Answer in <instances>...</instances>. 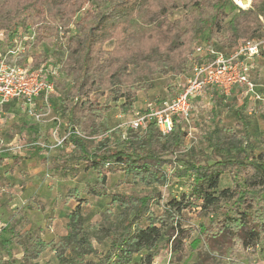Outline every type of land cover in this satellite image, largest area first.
Listing matches in <instances>:
<instances>
[{
    "label": "trees",
    "instance_id": "trees-1",
    "mask_svg": "<svg viewBox=\"0 0 264 264\" xmlns=\"http://www.w3.org/2000/svg\"><path fill=\"white\" fill-rule=\"evenodd\" d=\"M263 3L252 0L251 9ZM114 7L128 10L134 21L140 18L152 24L137 44H128L127 22L107 25L109 13L97 9L92 0H0V28L12 35L21 30L36 31L38 44L43 41L47 47L55 46L62 32L60 15L76 20L77 33L66 38V46L72 54H84L81 93L56 110L68 119V142L80 152L86 168L97 175L95 186L85 189L87 195L105 196L109 175L120 171L147 186L166 183L170 177L187 179L190 184V191L170 199L161 214L154 211L155 206H161L160 193L112 194L111 204L121 210V221L104 231L102 237L110 240V246L100 255L84 227L82 204L88 201L72 189L68 196L80 203L68 215L69 232L65 236L73 256L60 254L59 264H153L160 242L182 253L186 244L181 236L194 231L205 237L211 248L220 243H232L243 251L258 246L264 235V151L252 157L254 147L246 135L226 127L215 128L204 137L210 149L205 155L207 161L197 164L186 154L187 132L181 124L166 137L154 125L144 136L131 130L123 148H112L105 140L91 149L74 133L79 130L80 113L94 123L100 120L96 132L105 134L107 115L114 106L123 115L134 111L138 95L154 88V76L191 70L197 42H212L224 51L237 47L240 41L235 34L240 23L236 12L244 11L233 0H116L111 9ZM177 12H182L179 17H175ZM225 30L232 36L224 37ZM204 34L209 35L202 39ZM215 40L224 41L229 50L219 47ZM109 41L114 42L110 50L106 48ZM45 58L44 52L35 55L36 62ZM3 163L0 155V167ZM225 174L230 176L232 186L222 189ZM198 208L210 218L209 225L184 229V213ZM47 246L39 236L22 242V264H32ZM91 256L96 258L87 259Z\"/></svg>",
    "mask_w": 264,
    "mask_h": 264
},
{
    "label": "rangeland",
    "instance_id": "rangeland-1",
    "mask_svg": "<svg viewBox=\"0 0 264 264\" xmlns=\"http://www.w3.org/2000/svg\"><path fill=\"white\" fill-rule=\"evenodd\" d=\"M92 3L97 9L109 13L107 25L128 23L127 41L130 45L137 44L151 28L152 24L140 18L136 21L132 20L128 10L115 7L111 9L116 0H92ZM235 4L238 5L236 2ZM251 5L252 0L246 3L245 8L238 5L244 11L241 14L239 11L236 12L239 15L240 28L235 38L240 42L264 38V3L257 9H251ZM47 9L49 13L52 12L50 4ZM181 13L177 12L175 17H179ZM75 23L76 20L71 21L69 17L60 15L59 25L62 27V34L55 39V46L47 47L42 41L31 49L33 55L44 52L46 58L51 59L60 68L56 92L51 98L52 109L46 117L47 121L43 124L36 123L21 108L20 103L12 102L5 107L6 114L0 136L6 144L18 141L20 144L27 143V146L21 153L2 155L4 163L0 167V264H22L21 243L27 242L33 236L41 237L48 246L38 259L31 262L32 264H59L60 254L73 256L72 246L67 244L65 236L69 232L68 215L80 203L76 198L68 196L72 189H77L79 196L88 201L82 204L84 227L99 255L105 253L110 246V240L102 237L104 231L121 221V210L111 204L112 194L146 196L160 193L161 206H155L154 211L161 214L163 206L170 199L179 197L184 191H190L187 179L170 177L166 183L147 186L134 182L131 177H126L125 173L120 171L109 175L105 196L94 197L85 193L86 188L95 186L97 175L86 168L85 163L81 161L80 152L68 142L70 133L68 119L56 110L57 107H66V101H73L81 93L83 78L80 68L84 54H72L66 46V38L77 33ZM229 34L232 36L229 30L223 31L224 37H230ZM208 35L204 34L202 39ZM215 42L221 48L228 47L224 41L215 40ZM202 44L214 43L199 41L195 44L191 70L184 73L172 72L169 76H154V88L138 95L136 102L138 109L142 104L144 107L148 101L169 99L181 92V89L187 85V78L192 75L195 66L204 61L196 51ZM113 45L114 42L109 41L106 48L110 50ZM3 47L5 44L1 48ZM253 79L257 85V93L261 97L259 100L247 95L242 88L229 94L221 91L214 93L206 91L203 96L193 100L191 126L196 140L187 139L185 143L190 147L186 150V154L191 161L197 164H204L207 161L205 155L210 149L204 137L217 127H226L238 135H246L249 144L254 147L249 150L252 157L257 158L264 151L262 118L264 59H260L257 72L253 73ZM132 112L127 114V117ZM122 115L120 109L114 106L107 115V132L98 134L96 125L100 120L94 123L89 116L79 113L77 125L81 133L91 137L87 141L89 148L93 149L105 140L112 148L127 146L124 143L126 140L123 137L124 132L127 131L128 135L132 131L119 128ZM239 119H242L245 127ZM183 128L187 131L189 127L183 126ZM55 130L57 132L54 135ZM139 134L144 136L142 133ZM230 186H232L231 178L225 174L220 188ZM227 207L230 209L231 203L227 204ZM209 221L210 218L200 212L199 208L186 211L182 218L184 229L195 228L201 224L208 226ZM181 237L186 244L184 252L176 253L170 245L162 241L156 250L153 264H264V235L258 246L246 251L233 246L232 243H220L215 248H211L206 238L195 231L186 232ZM95 258L87 257V259Z\"/></svg>",
    "mask_w": 264,
    "mask_h": 264
},
{
    "label": "built area",
    "instance_id": "built-area-1",
    "mask_svg": "<svg viewBox=\"0 0 264 264\" xmlns=\"http://www.w3.org/2000/svg\"><path fill=\"white\" fill-rule=\"evenodd\" d=\"M37 44L36 31L25 33L21 30L12 35L0 28V131L6 114L5 107L12 102L20 103L21 108L38 124L47 121L46 117L51 112V98L56 92L60 68L51 59L36 62L31 49ZM196 51L204 61L195 66L181 92L169 99L148 101L128 117L122 115L119 128L146 134L148 128L154 125L166 137L176 125L181 124L189 127L186 140L195 141L191 126L193 100L203 96L207 90L219 88L229 94L236 86H242L247 95L258 100L261 98L256 91L253 72L254 60L264 56V38L242 40L230 51L221 50L214 44H202ZM74 133L86 141L91 139L78 129ZM126 135L127 131L123 137ZM26 146L27 143L20 144L18 141L6 144L0 136V155L21 153ZM184 148L187 150L190 147L185 144Z\"/></svg>",
    "mask_w": 264,
    "mask_h": 264
},
{
    "label": "crops",
    "instance_id": "crops-1",
    "mask_svg": "<svg viewBox=\"0 0 264 264\" xmlns=\"http://www.w3.org/2000/svg\"><path fill=\"white\" fill-rule=\"evenodd\" d=\"M260 59H264V56H261V57H257L255 60H254V67H255V71L253 72V73H256L257 72V69H258V67H259V64H260ZM239 88H242V89H244L242 86H236L232 91H234V90H236V89H239ZM209 91V93H214V92H219V91H221V89H219V88H213V89H209V90H207V92ZM244 91H245V89H244ZM256 91H257V88H256ZM222 92V91H221ZM258 92V91H257ZM223 93V92H222ZM138 103H136V105H135V109H138V105H137ZM140 109L141 108H143V104L142 105H140V107H139ZM122 117V116H121ZM122 120V119H121Z\"/></svg>",
    "mask_w": 264,
    "mask_h": 264
},
{
    "label": "bare ground",
    "instance_id": "bare-ground-1",
    "mask_svg": "<svg viewBox=\"0 0 264 264\" xmlns=\"http://www.w3.org/2000/svg\"><path fill=\"white\" fill-rule=\"evenodd\" d=\"M238 5H240L241 7L245 8L246 7V3H249L250 0H234ZM248 6V5H247Z\"/></svg>",
    "mask_w": 264,
    "mask_h": 264
}]
</instances>
